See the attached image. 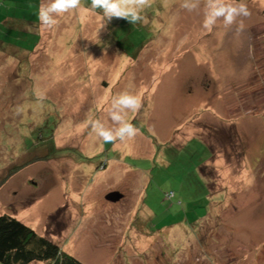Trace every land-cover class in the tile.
Returning <instances> with one entry per match:
<instances>
[{"label":"rangeland","instance_id":"1","mask_svg":"<svg viewBox=\"0 0 264 264\" xmlns=\"http://www.w3.org/2000/svg\"><path fill=\"white\" fill-rule=\"evenodd\" d=\"M42 2L0 3V216L84 264H264V0L210 29L207 0H145L135 25L80 0L52 28ZM124 91L141 104L120 154L91 124Z\"/></svg>","mask_w":264,"mask_h":264},{"label":"clouds","instance_id":"2","mask_svg":"<svg viewBox=\"0 0 264 264\" xmlns=\"http://www.w3.org/2000/svg\"><path fill=\"white\" fill-rule=\"evenodd\" d=\"M80 0H44L39 6L37 16L40 24L46 28L54 27L58 18L70 10L79 7ZM145 0H91V8L100 10L104 23L115 18H126L133 25L141 22L142 9ZM199 0H184L182 7L192 11L198 8ZM250 10L244 0H207L204 5L203 28L210 29L217 24L219 20L225 27L237 23L241 17L250 16ZM102 24L101 28L104 26ZM100 28V29H101ZM244 25L238 24V30L242 31ZM141 104L140 97L136 94L124 91L113 97L109 116L113 127H107L102 121H92V132L96 134L105 143L115 141H125L135 137L137 128L126 119L128 111H136Z\"/></svg>","mask_w":264,"mask_h":264},{"label":"trees","instance_id":"3","mask_svg":"<svg viewBox=\"0 0 264 264\" xmlns=\"http://www.w3.org/2000/svg\"><path fill=\"white\" fill-rule=\"evenodd\" d=\"M10 8L8 6L2 14L0 13V27H6L8 18L15 15L9 10ZM0 34V43L14 46L13 43H9L10 39L6 33L0 32ZM12 174H14L13 170L9 176ZM173 197L174 195L171 198ZM0 262L2 264H32L34 262L84 264L65 251L52 238L38 233L24 221L11 214L0 216Z\"/></svg>","mask_w":264,"mask_h":264},{"label":"crops","instance_id":"4","mask_svg":"<svg viewBox=\"0 0 264 264\" xmlns=\"http://www.w3.org/2000/svg\"><path fill=\"white\" fill-rule=\"evenodd\" d=\"M11 18H8V20H10ZM38 22V21H37ZM35 24H37V23H33V25H35ZM36 27V25L35 26H33L32 28H35ZM156 91V90H155ZM173 91H175V90H173ZM188 108H185V107H181L178 103H176L175 104V106H174V108H173V110H172V108H169V110L170 111H174V112H176V111H178V110H182L183 112L184 111H186ZM211 117V116H210ZM219 124V123H218ZM136 135H139V133L137 132V134ZM139 138L141 139L142 138V142H145L146 144H147V146H149L150 144L149 143H147V141H146V138L145 137H143V136H139ZM115 143V142H114ZM120 143V154L122 153V152H124L125 150H123L122 148L124 147V145H122L121 143H122V141H120L119 142ZM119 143L118 144H115V147L113 146V148H116L117 147V145H119ZM117 148H119V147H117ZM132 150H135L134 148L132 149ZM136 151V150H135ZM213 155V154H212Z\"/></svg>","mask_w":264,"mask_h":264},{"label":"water","instance_id":"5","mask_svg":"<svg viewBox=\"0 0 264 264\" xmlns=\"http://www.w3.org/2000/svg\"><path fill=\"white\" fill-rule=\"evenodd\" d=\"M123 197H124V194H122L119 191H112L106 195V199L112 202L120 201Z\"/></svg>","mask_w":264,"mask_h":264},{"label":"built area","instance_id":"6","mask_svg":"<svg viewBox=\"0 0 264 264\" xmlns=\"http://www.w3.org/2000/svg\"><path fill=\"white\" fill-rule=\"evenodd\" d=\"M173 195H174L173 192L167 194V196H168L169 198H171Z\"/></svg>","mask_w":264,"mask_h":264},{"label":"flooded vegetation","instance_id":"7","mask_svg":"<svg viewBox=\"0 0 264 264\" xmlns=\"http://www.w3.org/2000/svg\"><path fill=\"white\" fill-rule=\"evenodd\" d=\"M105 164H106V163H105ZM105 164H104V165H105ZM111 192H112V191H111ZM119 192H120V191H119ZM109 193H110V192H109ZM122 194H123V193H122ZM106 195H107V194H106ZM105 198H106V196H105ZM122 199H123V198H122ZM122 199H121V200H122ZM106 200H107V199H106ZM121 200H120V201H121Z\"/></svg>","mask_w":264,"mask_h":264}]
</instances>
